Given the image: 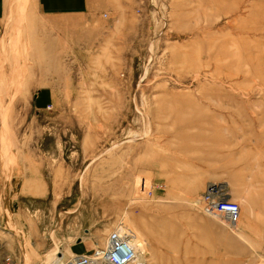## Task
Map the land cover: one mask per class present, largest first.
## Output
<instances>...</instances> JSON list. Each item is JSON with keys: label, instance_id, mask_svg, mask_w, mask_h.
Returning <instances> with one entry per match:
<instances>
[{"label": "rangeland", "instance_id": "1", "mask_svg": "<svg viewBox=\"0 0 264 264\" xmlns=\"http://www.w3.org/2000/svg\"><path fill=\"white\" fill-rule=\"evenodd\" d=\"M1 1L0 264L120 225L141 264H264V0H86L77 30ZM212 181L234 227L201 208Z\"/></svg>", "mask_w": 264, "mask_h": 264}, {"label": "built area", "instance_id": "2", "mask_svg": "<svg viewBox=\"0 0 264 264\" xmlns=\"http://www.w3.org/2000/svg\"><path fill=\"white\" fill-rule=\"evenodd\" d=\"M202 210L213 217L221 218L229 226H234L239 218V207L229 200L223 182H207L200 194ZM124 231L113 229L103 245L93 248L88 253L75 254L64 264H141L136 253L131 231L125 226ZM4 264H9L5 258Z\"/></svg>", "mask_w": 264, "mask_h": 264}, {"label": "crops", "instance_id": "3", "mask_svg": "<svg viewBox=\"0 0 264 264\" xmlns=\"http://www.w3.org/2000/svg\"><path fill=\"white\" fill-rule=\"evenodd\" d=\"M2 1L0 0V4ZM35 10L45 17L50 26L61 29V26H73L81 29L83 21L88 18L87 11L91 8L86 0H35ZM71 20L72 22H68ZM48 85H50L48 83ZM34 95L32 105L35 109H43L50 103V86L39 87Z\"/></svg>", "mask_w": 264, "mask_h": 264}, {"label": "bare ground", "instance_id": "4", "mask_svg": "<svg viewBox=\"0 0 264 264\" xmlns=\"http://www.w3.org/2000/svg\"><path fill=\"white\" fill-rule=\"evenodd\" d=\"M240 211V210H239ZM237 223V222H236ZM236 225V224H235ZM234 225V226H235ZM234 226H232V227H234ZM124 226L123 225H120V226H118L116 229H119V230H122V231H124V229L125 228H123ZM132 236V235H131ZM132 242H133V245H134V248H135V251H136V253H139V255L140 254H142V252H141V246H140V241H137L133 236H132ZM94 248H97V247H94Z\"/></svg>", "mask_w": 264, "mask_h": 264}]
</instances>
